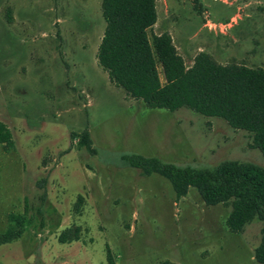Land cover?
<instances>
[{
	"label": "rangeland",
	"instance_id": "374dc122",
	"mask_svg": "<svg viewBox=\"0 0 264 264\" xmlns=\"http://www.w3.org/2000/svg\"><path fill=\"white\" fill-rule=\"evenodd\" d=\"M99 1L0 0V119L14 143L0 145V231L24 198L31 217L0 244V264H106L104 243L115 264H264L252 256L258 219L229 231V204H205L193 186L176 197L165 177L122 159L140 153L179 166L224 159L264 166L246 130L185 106H147L113 84L94 56L104 26ZM155 1L148 31H168L186 65L204 50L264 69V0ZM206 19L211 26L198 28ZM83 127L93 153L70 137ZM71 222L80 238L59 242Z\"/></svg>",
	"mask_w": 264,
	"mask_h": 264
},
{
	"label": "trees",
	"instance_id": "16d2710c",
	"mask_svg": "<svg viewBox=\"0 0 264 264\" xmlns=\"http://www.w3.org/2000/svg\"><path fill=\"white\" fill-rule=\"evenodd\" d=\"M99 8L104 26L94 56L114 85L150 107L174 110L185 106L206 116L221 117L231 127L246 130L249 146L257 147L264 156V69L261 66L220 62L204 50L195 52L186 65L168 31H148L157 16L155 0H100ZM75 136L78 144L95 152L86 127L79 132L70 131V137ZM0 145L5 150L14 145L12 131L2 119ZM122 159L144 174L156 172L165 177L176 197L193 186L205 204H229L224 219L229 231L239 232L245 223L258 219L260 237L252 256L264 263V166L236 159H224L212 167L179 166L140 153L124 154ZM43 198L44 190L40 200ZM82 205L83 197L77 193L73 212L79 214ZM27 210L24 198L22 211L6 213L7 224L0 231V244L22 233L31 221ZM36 210L40 211L38 207ZM79 238L80 226L75 222L57 234L59 242ZM104 251L106 264H115L107 243ZM160 264L172 263L162 260Z\"/></svg>",
	"mask_w": 264,
	"mask_h": 264
},
{
	"label": "crops",
	"instance_id": "0c3cea01",
	"mask_svg": "<svg viewBox=\"0 0 264 264\" xmlns=\"http://www.w3.org/2000/svg\"><path fill=\"white\" fill-rule=\"evenodd\" d=\"M165 6H166V11H169V8H170V6H169V4L168 3H166L165 4ZM200 7H202V5H199ZM155 8H156V1H155ZM174 11H175V9H173ZM204 11V10H203ZM156 20H157V18H158V10H157V8H156ZM232 16H233V14H231ZM231 15H230V17H229V19L231 18ZM233 19V18H232ZM155 20V21H156ZM208 21H210L209 19H206L205 21H202L201 22V25L200 26H198V28H201L202 26H205L207 23H209ZM171 23H173V22H171ZM170 23V24H171ZM154 24V23H153Z\"/></svg>",
	"mask_w": 264,
	"mask_h": 264
},
{
	"label": "built area",
	"instance_id": "2783aa9c",
	"mask_svg": "<svg viewBox=\"0 0 264 264\" xmlns=\"http://www.w3.org/2000/svg\"><path fill=\"white\" fill-rule=\"evenodd\" d=\"M207 24H208L209 26H211L209 23H207ZM219 25L225 27V26H229L230 23H229V22H225V23H221V24H219ZM213 26H214V25H213Z\"/></svg>",
	"mask_w": 264,
	"mask_h": 264
}]
</instances>
